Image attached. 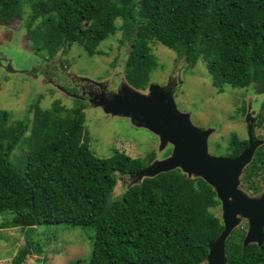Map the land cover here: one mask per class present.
<instances>
[{"label": "trees", "instance_id": "1", "mask_svg": "<svg viewBox=\"0 0 264 264\" xmlns=\"http://www.w3.org/2000/svg\"><path fill=\"white\" fill-rule=\"evenodd\" d=\"M21 3L0 0V21L17 15ZM30 7L26 26L51 12L57 15L39 34L51 46L78 43L93 54L121 29L126 48L122 75L135 89L145 88L156 67L151 42L174 50L190 68L202 57L219 92L226 85H251L263 95L255 125L264 129V0H31ZM2 66L12 68L11 60L1 61ZM76 101L65 114L60 107L37 112L22 171L9 157L28 125L10 122L9 112L0 108V213L12 214L2 225L91 228L87 264H203L209 243L223 229L212 212L221 204L214 188L180 168L137 178L144 160L120 151L96 156L84 130L85 105ZM45 129L47 135L40 137ZM120 175L135 181L114 195ZM241 182L254 192L262 190L264 143L243 169ZM243 236L240 229L227 239L226 264H264V240L243 246ZM39 250L26 236L10 264H23Z\"/></svg>", "mask_w": 264, "mask_h": 264}, {"label": "rangeland", "instance_id": "2", "mask_svg": "<svg viewBox=\"0 0 264 264\" xmlns=\"http://www.w3.org/2000/svg\"><path fill=\"white\" fill-rule=\"evenodd\" d=\"M30 3L31 0H22L17 15L8 21H0V63L2 61L5 65L8 59L12 65L6 70L0 67V108L9 112L10 122L23 120L28 125L9 157L16 170L24 169L26 153L35 137L33 127L37 112H56L55 108L60 107L61 114H65L78 104L77 99L85 105L84 130L88 135L89 149L96 156L108 157L120 151L131 158L143 159L144 168L168 158L173 151L170 142L161 145L158 133L138 126L130 117L106 113L92 101L94 95L102 92L110 95L123 89L127 91L126 95L131 91L150 95L151 84L165 89L170 87L166 90L171 93L177 110L188 114L193 125L212 129L207 139L208 153L212 155L235 157L240 154L248 146L250 124L253 138L264 140V129L255 125L261 113L263 95L257 94L251 85L244 88L226 85L219 92L212 85L211 75L202 57L190 68L174 50L159 42H151L156 67L150 72L144 89H132L122 75V56L126 48L121 42V29L103 40L98 45V52L93 54H88L78 43H73L69 48L51 46L39 34L50 29L57 15L51 12L26 26ZM2 16L0 19H3ZM91 24L94 25V22ZM116 25L119 27L121 20H117ZM38 68L42 73H38ZM33 70L37 73H33ZM96 88L98 92H94ZM45 131L39 133L42 134L40 137L47 135ZM241 176L239 189L249 197L264 190V183L259 192L245 188ZM134 181V177L118 176L114 195H120ZM212 212L222 221L221 204ZM11 216L7 212L0 213V264L11 263L18 248L25 243L26 236L40 250L29 254L23 264L89 262L93 235L91 228L62 223L42 224L29 229L2 225L10 221ZM248 226V220L241 218L227 239L240 229L245 236Z\"/></svg>", "mask_w": 264, "mask_h": 264}, {"label": "water", "instance_id": "3", "mask_svg": "<svg viewBox=\"0 0 264 264\" xmlns=\"http://www.w3.org/2000/svg\"><path fill=\"white\" fill-rule=\"evenodd\" d=\"M126 93L124 89L110 95L102 92L94 95L92 101L106 113L130 117L138 126L158 133L161 145L167 142L173 145L171 156L143 168L136 173V177L180 168L187 176L202 177L214 188L221 202L223 229L209 243V253L203 264H226L225 241L241 218H246L249 225L243 237V246L249 243L260 245L264 240V190L249 197L239 189L243 169L251 162L256 149L264 143V140L252 138L251 124L248 125V146L240 154L235 157L212 155L207 149L212 129L193 125L188 114L177 110L171 93L164 87L151 84L150 95L132 91L128 95Z\"/></svg>", "mask_w": 264, "mask_h": 264}, {"label": "flooded vegetation", "instance_id": "4", "mask_svg": "<svg viewBox=\"0 0 264 264\" xmlns=\"http://www.w3.org/2000/svg\"><path fill=\"white\" fill-rule=\"evenodd\" d=\"M39 73H42L41 69L39 70ZM94 92H98V89L97 88L94 89ZM252 138H253V136H252Z\"/></svg>", "mask_w": 264, "mask_h": 264}]
</instances>
